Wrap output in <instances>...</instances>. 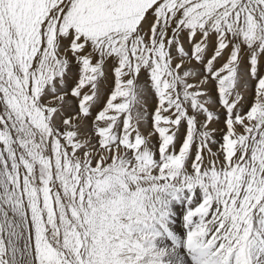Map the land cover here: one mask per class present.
Here are the masks:
<instances>
[{
    "label": "snow or ice",
    "instance_id": "1",
    "mask_svg": "<svg viewBox=\"0 0 264 264\" xmlns=\"http://www.w3.org/2000/svg\"><path fill=\"white\" fill-rule=\"evenodd\" d=\"M0 264H264V0H0Z\"/></svg>",
    "mask_w": 264,
    "mask_h": 264
}]
</instances>
